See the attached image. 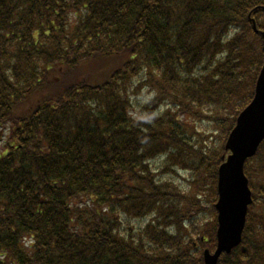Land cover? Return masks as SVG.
I'll list each match as a JSON object with an SVG mask.
<instances>
[{"label":"trees","instance_id":"16d2710c","mask_svg":"<svg viewBox=\"0 0 264 264\" xmlns=\"http://www.w3.org/2000/svg\"><path fill=\"white\" fill-rule=\"evenodd\" d=\"M262 7L0 0V264H203ZM244 173L242 241L217 264H264V140Z\"/></svg>","mask_w":264,"mask_h":264},{"label":"water","instance_id":"95a60500","mask_svg":"<svg viewBox=\"0 0 264 264\" xmlns=\"http://www.w3.org/2000/svg\"><path fill=\"white\" fill-rule=\"evenodd\" d=\"M264 11V7L261 8ZM252 29L262 39L264 55V32L258 31L251 19ZM264 140V59L256 80L254 95L248 106L235 121V126L225 142V151L230 152L217 171L216 249L203 252V264H217L220 256L230 254L242 241L246 216L252 204L249 182L244 174L248 159L255 156Z\"/></svg>","mask_w":264,"mask_h":264},{"label":"rangeland","instance_id":"374dc122","mask_svg":"<svg viewBox=\"0 0 264 264\" xmlns=\"http://www.w3.org/2000/svg\"><path fill=\"white\" fill-rule=\"evenodd\" d=\"M147 95V90H143V89H140V91H138V96H136L135 98H137V97H142V99H144L145 98V96ZM211 128L208 130L209 132L207 133V134H211ZM2 146H3V143L2 142H0V150L2 149ZM134 222H136L135 220H134ZM133 222V223H134Z\"/></svg>","mask_w":264,"mask_h":264},{"label":"bare ground","instance_id":"6f19581e","mask_svg":"<svg viewBox=\"0 0 264 264\" xmlns=\"http://www.w3.org/2000/svg\"><path fill=\"white\" fill-rule=\"evenodd\" d=\"M216 249V248H215ZM215 251V250H214ZM211 253V252H210Z\"/></svg>","mask_w":264,"mask_h":264}]
</instances>
